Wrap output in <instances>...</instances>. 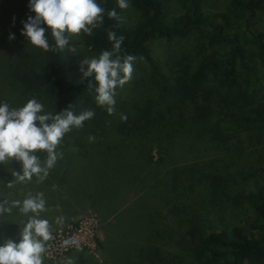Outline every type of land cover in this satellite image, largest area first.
I'll use <instances>...</instances> for the list:
<instances>
[{"label": "trees", "instance_id": "16d2710c", "mask_svg": "<svg viewBox=\"0 0 264 264\" xmlns=\"http://www.w3.org/2000/svg\"><path fill=\"white\" fill-rule=\"evenodd\" d=\"M128 1L134 18L117 0H96L105 10L103 22L91 34L82 32V38L99 55L111 50L108 32L112 31L123 37L121 56L147 62L152 97L142 101L140 113L126 107L123 111V103L113 107L111 114L107 105L99 106L95 82L89 87L91 78L75 81L65 74L64 53L55 47L50 33L52 47L40 48L39 58L24 67L13 64L16 76H5L1 85L28 100L44 101L48 96L52 113L68 107L74 114L94 112L81 127H72L62 137L56 151L66 149L77 156L72 165L61 166L62 173L80 171L82 156L89 153L100 152L104 164L113 162V173L99 177V181L111 180L99 184L101 206L114 207L116 193L140 182L146 193L163 187L160 198L155 195L154 199L164 202L179 218L180 229H185L178 240L184 255L166 259L140 248L138 258L154 256L152 264H264V166L242 162V147L256 145L254 137L264 129V0H230L226 10H216L206 0ZM113 10L115 18L108 16ZM157 39L169 43L160 58L151 47ZM138 102L131 94L130 103ZM92 121L100 126L97 130L88 127ZM111 128L113 134L105 138ZM121 135L128 139L120 140ZM195 143L201 147L210 143L214 150L204 154L201 149L194 163L174 168L146 185L156 167L152 165L154 149L158 148L160 160L176 159L171 155L174 145L191 148ZM36 155L47 159L45 151L38 150ZM238 210L240 214L250 211L251 218L245 223L228 221ZM151 223L155 217L148 214L145 234L160 237L159 229L154 234L149 229ZM84 252L85 248L77 251L78 264H97Z\"/></svg>", "mask_w": 264, "mask_h": 264}, {"label": "rangeland", "instance_id": "374dc122", "mask_svg": "<svg viewBox=\"0 0 264 264\" xmlns=\"http://www.w3.org/2000/svg\"><path fill=\"white\" fill-rule=\"evenodd\" d=\"M206 1L208 2V6L216 10H226L230 3V0ZM129 3L128 1L127 14L131 18H134L136 13L132 10ZM0 9V33H3L0 41V101L7 103L10 107H20L28 100L27 97H19V94L7 91L1 84L5 76L10 75V78L16 76L17 72L14 71L15 69H12L13 64L17 65V68L18 66L24 67L31 60H37L39 58L38 55L40 56V48L32 45L21 35L20 31L22 28L21 21L26 16L33 15V13L28 10L27 0H0ZM2 10H4L3 14ZM262 22L264 26V19ZM82 32L69 35L68 45L62 49L65 56V74L75 81H83L85 79L83 77V70H86L87 65H83L82 61L86 58L98 56V54L85 46ZM10 34H14L13 39L9 38ZM46 35L48 36L49 33ZM190 45L191 41L190 43L188 42V46ZM168 46V41L154 40L151 44L154 56L160 58ZM132 67L131 79L123 86H118L115 89L116 103L114 107L123 103V111L126 107L128 110L132 109L134 112L138 110L137 112L140 113L141 108H143L142 101L147 97H152L148 86L150 85L148 76L149 67L144 59L132 62ZM131 94L135 95L139 101L136 105L130 103ZM47 98L45 97L44 101L39 102L43 104L44 110L49 112L50 104ZM91 126L95 130H97V127H100L95 121L88 123V127ZM113 132L112 128L109 129L105 138L112 135ZM93 137H97L96 132L93 134ZM123 138L128 139L122 136L120 140H123ZM254 140H256L254 143L256 145H252L248 149L245 148L247 145H243L242 150L245 152V156L242 162L243 164H249L246 163L249 160L252 166L263 167L264 129L258 136L254 137ZM194 145L196 146L192 145L191 148H181L174 145L171 155L172 157L175 156L176 159L168 157L165 160H160L158 148L154 149L152 153L154 163L152 165L156 164V167L151 177L147 180L146 185L151 186L155 182L156 177L162 178L174 168L194 163L199 158L198 153L201 149L204 154L211 153L214 150L210 147V143L205 144L203 147L198 143ZM57 152L60 153V156L53 168L48 169L47 177L43 179L40 178L44 175L42 172L39 176L33 175L31 180H18L17 174H23V166L20 163L21 161L15 157L6 158L3 162H0V201H5L3 207L7 209L0 212V240L18 238L24 224L33 215L31 212L27 214L21 212L20 207L22 203L17 205L14 202H22L29 194L35 196L37 193H43L45 211L39 213V218L48 220L51 234L60 229L68 228L70 225L80 224L82 221L93 223V227L85 231L87 236H93L97 240L95 244H91L93 242L90 237V240L87 239L90 247H84V253L90 261H94L97 264H107L108 262L109 264H152L150 259L153 257L156 260L154 256L137 257L138 253H140V248H144V252L147 254L148 251L153 250L163 255L164 258L166 257V259H171L173 255H184L183 246L179 244L178 240L185 229H180L179 218L173 214V211H169V207L165 206L166 204L163 205L164 202L154 199L155 195L158 196V199L160 198L163 187L161 188L158 185L157 189H149L147 193L144 191L145 186L142 182L125 187L119 193L114 192L117 196L113 202L115 203L114 207L106 208V205L101 206L97 201L99 184H105V182L111 180L103 179L99 181V177L109 172L113 173V162L104 164V158L99 156L100 152L98 155L97 153L95 155L89 153L87 156H82L84 163L82 161L81 163L84 165L80 167V171L71 170V172L65 173L63 171L62 173L60 170L61 166L64 169L65 165H72L77 156L72 155V151H66V149ZM179 158H182L179 161L183 163H179ZM39 159L42 168H44L46 159ZM247 168H249V165ZM17 184H20V187ZM250 187L252 188V185ZM7 190L13 191L9 195L7 194ZM30 190L33 193H30ZM85 195H92L93 199L84 200ZM148 214L155 217V223H151L149 229L152 230L153 234L155 229H159L161 231L160 237H147V234H145L144 229ZM234 214L237 215L230 214L227 220L245 223L248 218H251L252 213L250 211H242V214H240L238 210ZM58 217H62V221H58ZM75 233L78 234L79 232L76 231ZM48 242H45L46 249ZM78 248L75 249L76 253L74 251L72 254L71 251L60 255L56 259L47 257L45 251L41 253L43 264H62L68 258L72 259L73 264H78L80 258L77 251L84 249L82 247ZM160 263L158 262L157 264Z\"/></svg>", "mask_w": 264, "mask_h": 264}, {"label": "clouds", "instance_id": "9594fccd", "mask_svg": "<svg viewBox=\"0 0 264 264\" xmlns=\"http://www.w3.org/2000/svg\"><path fill=\"white\" fill-rule=\"evenodd\" d=\"M120 8L128 7V0H117ZM29 12L21 21L20 29L32 45L48 51L50 45L47 33L51 34L55 47L63 49L68 45L71 34H91L92 29L103 22L104 9L96 0H27ZM108 16L115 18V11H109ZM10 39L14 34H10ZM108 40L112 41L111 50H102L98 56L82 61L87 65L83 70L84 78L89 79V87L95 82V100L99 106L107 105V111L112 113L115 101V89L123 86L131 79L133 72L132 55L120 54L123 37H117L108 32ZM94 116L92 110L74 114L70 107L56 113L46 112L37 99L31 98L20 107H10L0 101V162L6 158L15 157L22 162L23 174H17L18 180H31L33 175L47 177L48 169L53 168L60 153L56 151L62 137L72 127H81L83 122ZM121 119H126L122 116ZM92 140V137H89ZM38 150L47 153L45 167L42 168L36 155ZM11 186V185H9ZM4 201H0V212L6 211ZM20 211L33 213L24 224L16 239L0 240V264H43L41 253L46 251L45 242L52 239L47 219L39 218V213L45 211L43 193L35 196L29 194L23 201ZM62 221V217L57 218ZM76 243L75 240H64L65 246ZM62 264H73L71 258Z\"/></svg>", "mask_w": 264, "mask_h": 264}, {"label": "built area", "instance_id": "2783aa9c", "mask_svg": "<svg viewBox=\"0 0 264 264\" xmlns=\"http://www.w3.org/2000/svg\"><path fill=\"white\" fill-rule=\"evenodd\" d=\"M93 227L92 222L82 221L80 224L70 225L68 228L60 229L59 231L52 234V239L49 240L46 249V256L56 259L60 257V255L67 254L75 249H79L78 247H90L89 242L90 237L92 239L91 244L96 243V238L93 236H87L85 233L86 230ZM79 233L76 234L75 232ZM64 240H75L76 243L69 244L65 246L63 244Z\"/></svg>", "mask_w": 264, "mask_h": 264}]
</instances>
